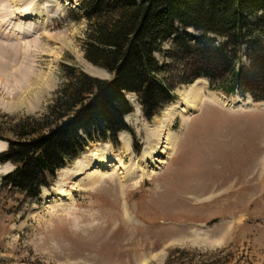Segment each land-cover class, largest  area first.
<instances>
[{
  "label": "rangeland",
  "instance_id": "rangeland-1",
  "mask_svg": "<svg viewBox=\"0 0 264 264\" xmlns=\"http://www.w3.org/2000/svg\"><path fill=\"white\" fill-rule=\"evenodd\" d=\"M31 8L43 14L19 18ZM80 11V0H0L1 126L44 112L63 64L110 78L84 58ZM24 27L30 32L21 37ZM193 83L176 87V100L152 119L137 101L139 110L127 116L133 134L121 132L116 146L89 142L37 201L2 185L16 165L0 163V264H264V100L249 92L216 98L202 78L203 101L169 121L173 145L160 144L151 156L158 167L143 156L160 118ZM96 145L110 146L123 166L101 179L91 170L78 177L76 161ZM7 148L1 139L0 152Z\"/></svg>",
  "mask_w": 264,
  "mask_h": 264
},
{
  "label": "trees",
  "instance_id": "trees-1",
  "mask_svg": "<svg viewBox=\"0 0 264 264\" xmlns=\"http://www.w3.org/2000/svg\"><path fill=\"white\" fill-rule=\"evenodd\" d=\"M80 1L84 58L110 78L63 64L62 83L44 112L0 125V140L8 143L0 163L16 165L2 185L28 200H39L89 142L116 146L121 132L133 134L127 94L136 96L147 119L176 100V87L200 78L228 97L246 99L249 92L264 100L258 76L264 73V0Z\"/></svg>",
  "mask_w": 264,
  "mask_h": 264
},
{
  "label": "bare ground",
  "instance_id": "bare-ground-1",
  "mask_svg": "<svg viewBox=\"0 0 264 264\" xmlns=\"http://www.w3.org/2000/svg\"><path fill=\"white\" fill-rule=\"evenodd\" d=\"M19 11L20 12H17V13H18V16H19L20 19H32L31 21H33V22H34L36 17H39V16H41L43 14V13L40 14L38 12V8L37 9H35V8L34 9L33 8H31V9H23V10H19ZM33 22L27 23V24L23 23L22 27L23 26H28L29 27V25H32ZM20 23H22V22H20ZM38 25L39 24H35V27L39 28ZM32 28H33V26H32ZM19 30L21 32V37H22L23 33H26L28 31L30 32V29L29 28H25V27L21 28V29L19 28ZM17 32H19V31H17ZM17 34H19V33H17ZM100 70H102V69H100ZM0 78H1V75H0ZM201 80H202L201 78L196 80V82H194L192 85H190L188 87V91L182 92L181 94L183 95V97H182L183 101H178L177 104H174V105L170 106L168 108L167 112L166 113L164 112L165 113L164 118H160L161 121L158 123L159 124L158 125L159 128H157L156 134L153 135L152 139L149 141L150 147H148V149H146V151H144V154H143L144 158H146L147 160H153L152 163H151L152 165H155L156 167H158L157 163H159L158 161H161L158 158L151 159L152 154L154 152H156V149L159 148L158 146L160 144L165 143V144H167V146H165V145L164 146L167 147V148H170L169 145H173V143H174L173 136L167 131V126L169 125V121L172 120L177 115H185V114L187 115V114H189L193 110V108H196L197 106H199L201 104V102L203 101V93L201 91V88L199 87ZM1 81H3V80H1ZM214 95H215L216 98H224L225 97V95L223 93L216 92V91H214ZM128 98L134 104L135 108L139 110V106L137 105L138 103H137L136 96L130 94V95H128ZM260 104H262L261 106H263V108H264V103H260ZM251 105H254V103L251 102ZM161 147H162V145L160 146V148ZM109 149H110V146H107V145L106 146L105 145H102V146L96 145L94 148L91 149V151L89 153H87L84 156H82L81 159H78L76 161L77 162L76 163V167L80 171L79 174H78V177H79V175H81L83 173L84 170L85 171L86 170H91L92 171L91 172V176H92L93 179H95V178L101 179L102 176L100 175V173L104 172L105 169H108L111 166L112 167L116 166L117 168L118 167H122L123 166V163L121 162L122 160L118 156H114V157L112 156L113 157L112 158L111 155H110V154H112V152L110 153ZM163 152H164V150L162 149L161 153H163ZM96 161H99V163L96 162ZM164 162H165V160H163L160 163L163 164ZM93 163H97V164L94 165ZM126 169H127V167H126ZM145 169L146 170L148 169V173L152 172L151 170H154L153 167L150 168V169H149V167L145 168ZM126 171H127V173L129 172L128 169ZM127 175H130V174L128 173ZM77 180L78 179L73 180L71 182V184L73 183V185H74L77 182Z\"/></svg>",
  "mask_w": 264,
  "mask_h": 264
}]
</instances>
